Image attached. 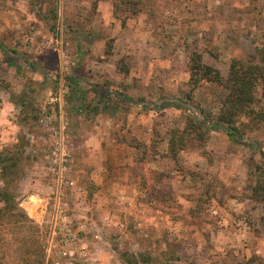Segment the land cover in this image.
<instances>
[{
	"label": "rangeland",
	"instance_id": "1",
	"mask_svg": "<svg viewBox=\"0 0 264 264\" xmlns=\"http://www.w3.org/2000/svg\"><path fill=\"white\" fill-rule=\"evenodd\" d=\"M193 52L224 79L264 66V0H0V150L22 152L27 216L0 214V264H53L54 220L73 264H264V85L229 135Z\"/></svg>",
	"mask_w": 264,
	"mask_h": 264
},
{
	"label": "trees",
	"instance_id": "2",
	"mask_svg": "<svg viewBox=\"0 0 264 264\" xmlns=\"http://www.w3.org/2000/svg\"><path fill=\"white\" fill-rule=\"evenodd\" d=\"M188 69L195 82L206 80L218 83L227 91L222 104L225 113L220 115V121L225 122L226 133L232 135L234 131V128L231 127L232 117L241 112H253L249 105L254 99L253 89L256 82L260 81L264 85V66L251 64L242 66L237 60H232L228 75L224 79L216 68L202 63L200 53L193 52ZM68 83L72 88L74 82L70 80ZM195 127V130H198L197 126ZM190 128L192 131L194 130L193 125H190ZM182 131L174 129L169 141L171 151L176 148L175 143L178 142L181 145V134L184 133ZM173 137L176 138V141ZM21 153L19 148L0 150V179L2 181L0 186V214L2 216H22L26 219V213L19 207V202L16 200V186L23 175L20 165ZM251 179L253 180L250 184L254 200L264 202V171L261 170L255 179ZM16 220L20 219L16 217ZM34 240L36 241V239ZM33 251L38 252V245L27 249V252L33 253Z\"/></svg>",
	"mask_w": 264,
	"mask_h": 264
},
{
	"label": "built area",
	"instance_id": "3",
	"mask_svg": "<svg viewBox=\"0 0 264 264\" xmlns=\"http://www.w3.org/2000/svg\"><path fill=\"white\" fill-rule=\"evenodd\" d=\"M62 160L59 161V172L62 170ZM57 199L60 197V193L56 194ZM75 233L66 224L54 223L49 231L47 239V247L45 249L47 258L51 260L53 264H73L76 256L75 250L72 245L75 240ZM53 250H56L53 255Z\"/></svg>",
	"mask_w": 264,
	"mask_h": 264
}]
</instances>
